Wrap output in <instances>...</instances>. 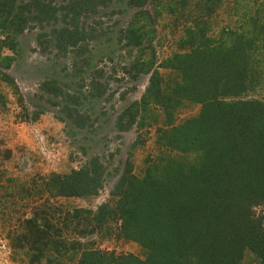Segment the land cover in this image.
Here are the masks:
<instances>
[{
    "label": "trees",
    "instance_id": "obj_1",
    "mask_svg": "<svg viewBox=\"0 0 264 264\" xmlns=\"http://www.w3.org/2000/svg\"><path fill=\"white\" fill-rule=\"evenodd\" d=\"M112 1L0 0V80H11L1 70L10 69L4 55L7 51L16 54L19 46L15 39L35 27L41 31L36 40L41 54L73 55V70L82 72L83 66L78 68L76 62L88 65L86 57L95 29L81 27L80 19L95 15ZM158 2L127 0L129 7L141 11L125 34L131 45L143 43L144 30H136L134 24L144 21L143 17L153 20L146 8L151 5L155 9ZM181 3L184 7L186 1ZM155 13L158 18L159 12ZM225 30L226 37L218 41L186 28L185 48L163 62V68L177 76L175 97L202 106L199 117L181 126L170 124L171 129L164 131L165 143L183 154L201 153L200 163L172 167L157 179H142L126 171L111 193L116 199L113 205L105 204L97 212L64 211V236L46 233L50 229L46 225L41 232L35 223V232L23 239L31 246L28 257L33 264H43L44 248H57L54 239H61V254L55 249L57 258L47 264H181L186 259L196 264H240L247 252L264 264V100L248 98L256 91L255 76L261 72L253 56L257 51L264 54V40L256 33L235 35ZM145 66L140 61L132 69L142 73ZM40 88L55 98L65 97L63 101L68 103L55 81L43 82ZM165 98L160 72L155 70L143 104H164ZM63 112L83 127L78 122L80 112L67 105ZM105 170L93 159L84 169L53 176L50 190L55 198L96 196L104 187ZM112 223L117 225L119 237L146 251V258L95 248L89 242L98 229Z\"/></svg>",
    "mask_w": 264,
    "mask_h": 264
},
{
    "label": "rangeland",
    "instance_id": "obj_2",
    "mask_svg": "<svg viewBox=\"0 0 264 264\" xmlns=\"http://www.w3.org/2000/svg\"><path fill=\"white\" fill-rule=\"evenodd\" d=\"M156 5L146 8L153 20L143 17L144 21L134 24L136 30H144L140 46L131 45L125 37L141 12L129 7L127 0H113L95 15H83L80 26L95 29V40L89 45L88 65L76 62L78 68L83 66L82 72L73 70V55L41 54L36 44L41 31L36 27L15 39L16 54L7 51L4 55L10 69L1 70L11 80H0V264H33L28 257L30 245L23 239L32 236L35 223L41 232L46 225L50 228L46 233L64 236L66 209L97 212L105 204L113 205L116 199L111 193L126 171L142 179H157L172 167L200 163L201 153L183 154L165 143L164 131L171 129L170 124L181 126L199 117L202 106L175 97L177 76L164 69L163 62L185 48L186 28L218 41L226 37L225 29L235 35L256 33L264 40V0H159ZM253 57L261 72L255 76L257 89L248 98L264 100V54L257 51ZM140 61L146 63L142 73H138L141 67L132 69ZM155 70L160 72L166 98L164 104L144 106ZM48 81L62 88L68 103L63 96L55 98L41 90V84ZM53 87L49 90L54 91ZM65 105L80 112L82 128L63 112ZM93 159L106 169L98 195L80 199L53 196V176L84 169ZM96 232L89 237L95 248L146 258L140 245L119 237L116 224ZM60 240H53L59 243L57 248L43 249V264L57 258L55 249L61 254ZM181 264L196 263L186 259ZM240 264L260 261L247 252Z\"/></svg>",
    "mask_w": 264,
    "mask_h": 264
}]
</instances>
